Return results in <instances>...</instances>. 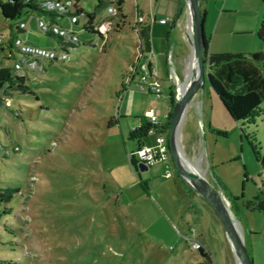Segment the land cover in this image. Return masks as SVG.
I'll use <instances>...</instances> for the list:
<instances>
[{
    "label": "rangeland",
    "instance_id": "1",
    "mask_svg": "<svg viewBox=\"0 0 264 264\" xmlns=\"http://www.w3.org/2000/svg\"><path fill=\"white\" fill-rule=\"evenodd\" d=\"M171 3H176L178 14L177 0H123L124 26L103 39L90 35L91 42L76 26L79 45L66 49L67 58L44 61V71L28 72L26 84L33 93H10V105H0V187L19 188L9 202L11 213L0 219V264H210L192 248L201 228L209 235L213 264H237L220 221L204 201L187 195L182 204L168 185L174 178L181 179L171 156L173 176L167 181L147 179V172L133 167L128 156L137 143L129 138L130 130L144 120L146 105L159 109L160 98L167 97L169 88L180 94L195 73L193 61L188 68L184 36L173 34L165 52L167 75L158 70L161 94L148 95L135 83L126 85L129 61L138 55L137 19L143 21L139 25L159 24L160 16L170 17L166 10ZM96 5L95 0L79 1L86 12L95 10L94 24L105 14V7ZM205 10L208 51H264L256 35L263 0H206ZM24 19L20 15L8 20L0 13L3 65L12 67L13 58L20 57L8 47L14 35L24 38L33 32L41 46L43 39L62 49L42 35L35 19L28 18L26 32L17 34L15 23ZM85 19L79 16L81 23ZM59 20L68 23L66 18ZM110 20L115 24V18ZM150 36L164 43L163 34L151 31ZM3 53L10 58L3 59ZM185 115L178 148L188 161L202 167L213 183L216 171L221 173L239 196L246 171L249 199H264L258 157L241 137L238 123L222 109L207 78L189 100ZM244 130L254 140L256 153L262 152L264 103ZM144 142L152 144L153 137L147 135ZM15 145L17 151L12 150ZM5 148L10 149L7 156ZM235 154L237 160L231 158ZM235 213L252 263L264 264V216L255 211ZM185 218L195 230L188 231Z\"/></svg>",
    "mask_w": 264,
    "mask_h": 264
},
{
    "label": "trees",
    "instance_id": "2",
    "mask_svg": "<svg viewBox=\"0 0 264 264\" xmlns=\"http://www.w3.org/2000/svg\"><path fill=\"white\" fill-rule=\"evenodd\" d=\"M42 0H0V13L4 19L15 20L20 15L25 17V21L28 17H42L48 21H59L60 16L44 10L41 6ZM80 0H75L79 3ZM97 2L96 7L104 6L106 8L111 4L109 0H95ZM264 1V0H263ZM115 7V13L111 14L110 17L116 19L115 24H112L111 29L106 33L112 31H119L124 26V19L126 15L123 13L122 5L123 0H116L113 3ZM68 15L80 16L85 15L86 19L84 22L79 21L80 32L85 33L88 36V42H91L90 35H97L103 39L104 35L99 33L95 27L93 20L96 16L95 10L91 13L86 12L81 6L75 4L72 12ZM206 12L201 10V16L204 21ZM20 21L16 22V31H22L17 28ZM138 37L143 44V40L146 36L141 28L138 29ZM43 35L50 37L60 45L61 47H69L72 44L65 42V40L52 33L45 32ZM256 35L259 41L264 43V13L261 16L260 23L258 25ZM11 43V42H10ZM78 41L76 46H78ZM10 57L7 56L3 59L8 60ZM18 58V57H17ZM17 58H13V63ZM203 60L206 68L208 84L214 95L219 100L220 104L225 108L229 116L235 123H238L241 137L247 141L248 146L253 152L255 158H257L262 168V176L264 177V149L262 152L256 153L254 149V140L250 139L245 130L244 126L246 123L251 122L253 117L256 115V110L264 103V51H257L252 53H211L208 51V41L204 34V51ZM45 70V68H44ZM28 79L27 75L18 76L13 66L9 67L0 63V87L3 88L4 94L8 96L10 93L18 92L33 93L29 86L26 84ZM173 101H170V111L167 115V121L165 124L154 125L144 120L136 127L130 130L129 138L135 139L138 142L145 144L144 138L147 135L154 136L155 132L168 133L169 119L171 115V108ZM0 105L1 99H0ZM218 134L225 135L219 131H215ZM168 145V143H167ZM9 154H4L7 156ZM130 163L133 167L136 166V161L132 155H128ZM19 188L17 187H0V219L11 213L13 209L9 202L12 199L13 194L18 193ZM262 195V193H261ZM233 203L234 200L232 199ZM241 206L248 211H256L264 216V200L259 197H255L250 201H242ZM7 246L12 243H5ZM200 256H205L203 248L197 249ZM201 264V263H199Z\"/></svg>",
    "mask_w": 264,
    "mask_h": 264
},
{
    "label": "built area",
    "instance_id": "3",
    "mask_svg": "<svg viewBox=\"0 0 264 264\" xmlns=\"http://www.w3.org/2000/svg\"><path fill=\"white\" fill-rule=\"evenodd\" d=\"M109 1L111 4L106 8L105 14L100 16L99 23L94 24L95 29L101 34H106L109 29H111L112 24H114V22L110 20V15L115 13L113 3L116 0ZM75 4L79 5L75 2V0H42L41 6L44 10L58 15L60 18H66L68 23L62 24L59 21H48L42 17H38L35 18L37 28L41 33L49 32L63 38L65 42L72 44L69 47L76 46V42L78 41L76 26H79V17L68 15L72 12ZM165 21L166 20L164 18L159 20L160 23H165ZM141 22V18H138L136 21L135 27L137 32L139 29L138 23ZM17 28L21 29L25 33L26 21H20ZM26 35L24 38L14 36L10 43V46L20 54V57H18L13 63V70L18 76L27 75V73L31 71H44V61H62L67 58L68 55L66 49L69 47L60 46L62 48L61 51L56 48L44 47L29 42ZM144 53V46L141 44L136 60L130 64V68L127 71L126 85L128 86L130 81L135 78V84L137 85L139 91L159 96L161 94V85L158 78L157 57L154 54L151 55V52H146L145 55L148 56V61H143L142 58ZM0 99L3 106L10 105V98H7V95L4 94L2 87H0ZM145 117L148 122L154 125L160 124L156 118V113H146ZM133 128L134 127H132V129ZM18 149L19 148L16 145L12 147V150L14 151H17ZM9 153L10 149L5 148V154ZM129 155L134 157L136 165L138 163H142L147 167V169L156 162H163L166 164L163 176L165 178L171 176V172L169 170L170 153L167 145L166 134L162 132H155L152 144H142L139 149ZM260 186H263V184H260ZM192 248L197 250L202 248V245L199 241L193 240Z\"/></svg>",
    "mask_w": 264,
    "mask_h": 264
},
{
    "label": "crops",
    "instance_id": "4",
    "mask_svg": "<svg viewBox=\"0 0 264 264\" xmlns=\"http://www.w3.org/2000/svg\"><path fill=\"white\" fill-rule=\"evenodd\" d=\"M177 2H178L177 3V6H178L179 3H180V0H177ZM175 4L174 3H171L170 4V7H168L167 10H166L167 13H168V16H170L171 18L170 17L167 18L166 16H160L159 17V20L164 18L166 20L165 23L158 22L159 24H155L154 21H153V24L151 26L149 24H140L139 25V28H141L143 30L144 35L146 34V36H145V38L143 40V46H144L145 53L143 55L142 60L143 61H148V56H146L145 54H146V52H151L150 53L151 55L154 54L157 57V60H158V70L161 69V71L165 75H167V62H166V53H165L166 52V46L168 45L169 37L171 35H173V34L174 35L182 34L184 36L187 44H188L189 50H187V48L185 49L190 54L188 68H190V66L192 64V61H193L192 50H191V42H192V38H191L192 37V19H191L190 11H189L188 7L184 4L183 7H182V9L180 10V12L178 14H176V10H175L176 8H174V5ZM205 5H206V0H200V9L201 10H205ZM205 12H206V10H205ZM28 18H30L32 20L35 19L34 17H28ZM153 20H154V17H153ZM22 21H24V20H22ZM168 21H170V24L167 25ZM59 22H60V20H59ZM151 31L157 32L158 36H160L161 34H163L164 35V43H161L159 41V39H155L152 36H150V32ZM215 31H216V27L214 28V30L212 32L215 34ZM16 33L17 34L18 33H24V31H17ZM31 34H33L35 36V38H34L35 40L30 37ZM42 35H43V33H42ZM14 36H17V35H14ZM26 37H27V40L29 42L34 43V44H38V45L40 44L39 43V36H38V34L31 32L30 34L27 33ZM259 43H263V42L259 41ZM141 44H142V42L140 40L139 45H138V52H139V50L141 48ZM262 45L264 46V44H262ZM42 46L48 47V48H55L54 45H52V43L47 42V41H44L43 39H42ZM8 47L9 48H12L10 46V43H9ZM2 50H3V48L0 47V52H2ZM243 50H248V49H242L240 51H232V53H245V51H243ZM257 51H261V50H257ZM257 51H254V52H257ZM211 53H213V52H211ZM2 56L4 58H6L8 55H6V54L3 53ZM129 63L131 64L132 62L129 61ZM135 80H136L135 78L133 80H131L130 83H129V85L130 84H134L135 83ZM129 85L127 87H129ZM146 94H148V95H154L152 93H146ZM175 96L176 95L174 94V90L171 89V88H169V93H168L167 97L166 96H162V98H160V106H159V109H156L154 111L152 109V107L147 108V105H146V108L144 109V114L149 113V112L156 113L157 120H158V116L159 115H162V118L163 119L162 120H158V122L160 124H165L166 121H167V115H168V113L170 111V101H171V99L174 100L175 99ZM221 107L224 110V112L227 115H229L227 113V111L225 110V108L222 105H221ZM209 111H210V115L209 116L211 117V114H212V111H213L212 105L209 107ZM185 117H186V115L184 114V117H183L182 121L184 120ZM182 155H183V153H182ZM194 158L196 159V157H194ZM231 158H235V160H237L238 159V156L235 154V155H232ZM241 158H242V161L245 163L246 158H245V155L244 154L242 155ZM184 159H185L184 164L186 166H189V168H191V169L194 168L193 170H195L197 173H199L201 176H203L209 182L213 183L212 181H210L209 179H207L206 173L202 169V167H200L197 164H196L197 165V167H196V165L194 163L188 161V159L185 156H184ZM212 160L214 161L213 158H212ZM213 165L215 166L216 164H213ZM165 168H166V164L163 163V162H156V163L152 164L146 170V172H147V174H146L147 179L154 178V177H158L162 181H167V180L171 179L172 176H173L172 174L168 178H165L163 176V172H164V169ZM245 174H246V171H244V182L241 185L240 196L238 195L237 190L234 189L233 186L226 181V179L223 177V175H221V173H219L217 171H216V178H215L216 182H214L213 184L215 186H217L221 190V193L228 200V202L231 205L234 213L235 212H238V213H241L242 212V213H244V215H247V213H251L253 211H248V210L244 209L241 206L242 205L241 204L242 201H250L249 198H250V196H252V193H248L249 195H247V191H246L247 190V184H246ZM168 185H170L172 188H174V191L179 194L180 199L182 201V204H184V202H185V200L187 198V195L190 196V198L193 201L194 200L197 201V202H200V201L203 202L204 201V199L195 190H193L188 184H186L182 179L174 178L173 179V182L172 183L169 182ZM232 199L234 200L233 203L231 202ZM262 200H264V199H262ZM203 204L206 205L208 207V211H210V213H212V215L214 217H216V215L213 212V210L211 209V207L205 201L203 202ZM190 207L193 208L192 205H190ZM191 210L193 211V209H189V213L191 212ZM181 211L182 210L180 209L179 212H181ZM193 213H195V212H193ZM235 216H236V213H235ZM187 217H188V214H187ZM192 217H194V215H192ZM238 223H239V221H238ZM185 225L187 226V229H188L189 232H191V230H192L191 228H193L195 230L194 226H192L186 218H185ZM239 226H240V223H239ZM240 229H241V227H240ZM241 233H242V229H241ZM242 236H243V233H242ZM193 240L199 241L201 243V245H202L203 252L205 253V256H201V257L207 259L210 262V264H213L214 261H213L212 255H211V253L209 251L210 238H209V235L207 234L206 230L204 228H201L198 237L195 238V239H193ZM243 240H244V238H243ZM200 263L202 264V262H200ZM230 264H231V262H230Z\"/></svg>",
    "mask_w": 264,
    "mask_h": 264
},
{
    "label": "water",
    "instance_id": "5",
    "mask_svg": "<svg viewBox=\"0 0 264 264\" xmlns=\"http://www.w3.org/2000/svg\"><path fill=\"white\" fill-rule=\"evenodd\" d=\"M184 4L188 7L192 19L191 50L195 73L190 82L187 83L184 91L180 94L178 93L173 101L167 133L169 153L177 174L204 199L220 221L236 263L253 264L245 247L238 220L228 200L217 186L206 180L195 170L184 165L182 152L178 148L179 127L184 117L186 106L196 91L203 88L204 80L207 78L203 60L204 31L200 0H180V9H182ZM141 145L142 142L137 141L136 150ZM137 168L140 171L147 170V167L142 163H138Z\"/></svg>",
    "mask_w": 264,
    "mask_h": 264
},
{
    "label": "bare ground",
    "instance_id": "6",
    "mask_svg": "<svg viewBox=\"0 0 264 264\" xmlns=\"http://www.w3.org/2000/svg\"><path fill=\"white\" fill-rule=\"evenodd\" d=\"M192 66H194L195 67V64H194V61H193V64H192ZM195 69V68H194ZM191 70V69H190ZM193 72V71H192Z\"/></svg>",
    "mask_w": 264,
    "mask_h": 264
}]
</instances>
